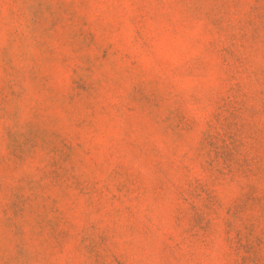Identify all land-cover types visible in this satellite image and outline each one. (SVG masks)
<instances>
[{"label":"rangeland","instance_id":"obj_1","mask_svg":"<svg viewBox=\"0 0 264 264\" xmlns=\"http://www.w3.org/2000/svg\"><path fill=\"white\" fill-rule=\"evenodd\" d=\"M0 264H264V0H0Z\"/></svg>","mask_w":264,"mask_h":264}]
</instances>
